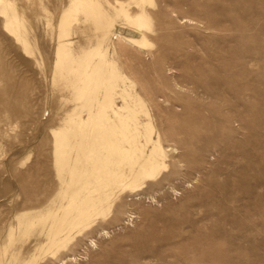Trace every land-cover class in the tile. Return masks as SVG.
<instances>
[{"label":"rangeland","instance_id":"1","mask_svg":"<svg viewBox=\"0 0 264 264\" xmlns=\"http://www.w3.org/2000/svg\"><path fill=\"white\" fill-rule=\"evenodd\" d=\"M92 1L0 0V264H264V0Z\"/></svg>","mask_w":264,"mask_h":264},{"label":"bare ground","instance_id":"2","mask_svg":"<svg viewBox=\"0 0 264 264\" xmlns=\"http://www.w3.org/2000/svg\"><path fill=\"white\" fill-rule=\"evenodd\" d=\"M78 2H81V3H83V4H85V5H89V6H92L93 5V1L92 0H78ZM77 2V3H78ZM115 5L116 6H119V8H120V10H119V12L121 13V15H122V17H123V19H124V21L126 22V24H128L129 26H130V28L134 31V32H136V33H139V37H133V38H124L125 39V41L126 42H128L129 44H131V45H135V46H144L147 42H146V38H145V35L142 33L143 32V30H145V31H149V29H150V24H149V22H148V20H147V18H146V15H145V12H143V11H141L140 13H138V14H135V15H132L131 13H130V9H129V7L128 6H123V4H121L119 1H116L115 2ZM60 36H61V34H60ZM68 36V35H67ZM66 36V37H67ZM59 56V55H58ZM87 61V60H86ZM85 61V62H86ZM84 66V65H83ZM87 68V67H86ZM82 73V72H81ZM80 76H81V74H80ZM85 82V81H84ZM85 84V83H84ZM116 114V113H115ZM121 123V122H120ZM114 126H113V122H110V124H109V126H108V130L109 129H112ZM102 128V127H101ZM115 130V129H114ZM113 130V131H114ZM107 131V130H106ZM107 132H109V131H107ZM112 132V131H111ZM99 134V133H98ZM113 134V133H112ZM64 138V137H63ZM111 139V138H110ZM101 140H103V139H101ZM111 141L112 142H114L115 143V139H111ZM127 142H128V140H127ZM146 143H149V144H151L152 145V149H151V151H150V154L148 155V156H144L142 153H141V156H142V158L144 159V164H146V162H151L152 160H155L154 158H155V156L158 154V149H157V147H158V145H159V141L157 140L156 142L155 141H153L151 138L146 142ZM107 144V143H106ZM106 146V145H105ZM134 148V147H133ZM141 150V149H140ZM137 151V150H136ZM94 153V152H93ZM108 153V152H107ZM131 154H133L134 155V153H131ZM136 154V153H135ZM137 155V154H136ZM139 157H140V155H139ZM92 159V158H91ZM90 159V160H91ZM138 162V161H137ZM88 163H90V162H88ZM109 163V162H108ZM107 163V165H109ZM129 163V162H128ZM135 164H136V162H134ZM133 163V164H134ZM152 164V163H151ZM92 165L95 167L96 166V163L95 162H93L92 163ZM98 165V164H97ZM132 165V164H131ZM138 165V164H137ZM125 167V166H124ZM151 167V166H150ZM95 169V174H96V176H99L100 174H101V169H99L98 167H95L94 168ZM92 171V170H91ZM106 173V175H107V177H108V182L109 183H112V182H115V181H117V180H119L120 178H121V175H117L115 172H114V169H113V167H109L108 169H105V172H104V174ZM94 174V175H95ZM132 174V173H131ZM84 176H85V173H84ZM118 176V177H117ZM153 176V174H152V172L151 171H148V172H145V174H144V177L147 179V178H150V177H152ZM90 177V176H89ZM88 177V178H89ZM100 177V176H99ZM99 177H97L98 178V180H99ZM103 177V176H102ZM92 178V177H91ZM128 180H129V178H128ZM90 183V182H89ZM88 183V184H89ZM132 183V182H131ZM94 184V183H93ZM97 184V183H96ZM99 184V183H98ZM135 184V183H134ZM83 186V185H82ZM94 186V185H93ZM102 186V185H101ZM85 187H86V185H85ZM84 187V188H85ZM90 188V187H89ZM104 190V189H103ZM85 191V190H84ZM137 191H138V189H137ZM74 194V193H73ZM90 194V193H89ZM78 196V195H77ZM100 196V195H99ZM104 196V195H103ZM64 197V196H63ZM87 197H89L88 196V194H87ZM86 197V198H87ZM73 198V197H72ZM71 198V199H72ZM99 198V197H98ZM109 200V199H108ZM102 201L103 200H101L100 202L102 203ZM72 202V201H71ZM91 202V199L90 200H87V203H90ZM105 202V201H104ZM103 204V203H102ZM69 208H70V206H69ZM69 208H68V210H69ZM65 209H67V207L65 208ZM74 209V208H73ZM92 209V208H91ZM93 210V209H92ZM66 211V210H65ZM64 211V212H65ZM95 211V210H94ZM67 213H68V211H66ZM68 215V214H67ZM67 215H65V216H67ZM64 216V217H65ZM89 217V216H88ZM84 221V220H83ZM63 223V222H62ZM89 226V225H88ZM50 237V236H49ZM65 239V238H64ZM63 247V246H62Z\"/></svg>","mask_w":264,"mask_h":264}]
</instances>
